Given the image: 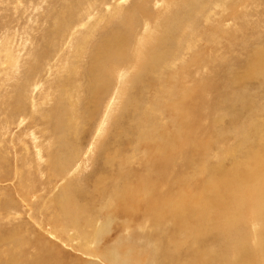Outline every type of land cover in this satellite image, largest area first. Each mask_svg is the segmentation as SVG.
Segmentation results:
<instances>
[{"label":"rangeland","instance_id":"374dc122","mask_svg":"<svg viewBox=\"0 0 264 264\" xmlns=\"http://www.w3.org/2000/svg\"><path fill=\"white\" fill-rule=\"evenodd\" d=\"M187 1L188 0H125V1L123 0V2H122L121 0H91L90 5L94 4V6H91V9H88L87 2L83 1L81 3V0H78V1L77 0H0V51H1L0 52V239L5 241V244L0 243V264H10L11 262H12L11 264H31V263L32 264H36V263H38V264H85L90 259L89 257L85 256V253L83 250L82 251H83L84 255H82L81 252L77 250L78 247L76 245L70 244L68 246L65 245V247H64V245H62V242L60 244L59 242H57L55 240V238H53L52 236H50L49 233H47L50 231L49 226L53 225L52 226L53 228L57 227L56 230H59L60 227L63 226V220L58 216L60 214L58 202L51 203L53 205L51 206L50 209L47 206V208H46L47 210L46 209L43 210V212H42L43 214H41L42 216L36 215V211L43 206L42 204L44 203V200L46 201V200L50 199V197L51 198L56 197L55 200H57L59 198L58 194L61 190V187L64 185V183L66 184L67 180L70 182L71 177H69V176H68L69 178L68 177H66V178L62 177L59 180L54 179L52 168L50 167V165L45 163V160L47 161V158L50 157L51 155L56 156L57 152L54 149L48 151L47 149L45 150V148H43L42 159L44 160V162H38V157H37V155H35V152L37 153L39 149L34 148L33 143H31L32 139H31L30 135H28L34 129V131L37 132V134H36L37 142H39V140H40L43 144L45 143L44 144L45 146L50 141L49 140L50 138H48V137H52V134H50L51 133L50 130H52V127L48 126L47 130L46 129L43 130L45 128V126L44 127L39 126L38 124H36V126L31 125L30 124L31 120L27 118L29 116L31 117L34 114V113L31 114L32 109L30 106V101L28 100L29 96L31 97V95H32L35 97L34 98L36 101L35 103L39 106V109H41L42 101H43V99H45V97L41 96V98H40L39 96L37 97V95L40 92H42V88H39L40 92L37 91V89L33 90L32 92H29L30 90H25V94L27 95L26 96L27 98L24 100V104H25V108L27 109V116H24L23 113H20V114H23V115H20L17 111H15V109H13V107L15 106V103L19 102L15 99L17 94L19 95V92H16L17 89L15 88V83L18 84V83L22 82L21 80H23V78L25 76V74H23V71H24L23 63H25V61L28 63L29 62L31 63V61L33 62V59L37 60V65L34 66V68H35V70L40 71L41 75H36V76H39L40 78L36 79L34 82L44 81L45 83L42 86L43 89H46L50 85L52 86V89H53V85L57 86L58 85L57 81L60 78H62V80H63L62 85H64L66 83V85H67L66 87H69V88L72 87L70 85H73V83H74V85L76 84L75 81L79 80V82H80V79H81L80 83L83 84L82 89H84V90L83 91L78 90V94L75 95V98L78 97L79 100L76 99L77 103H75L76 106L74 108H75V111L77 113V116H81L78 118L79 119L78 122L81 123L80 125H82L83 129L86 130V133H90V137H88L87 139L84 140V142H83L84 145H87L90 142L89 138H93V136H94V138L92 139L93 142L91 141L92 145H94V139L96 137L99 138V135L103 136V134H104V137L107 140L109 138V136L111 135V132H112L111 136L114 137V135H116V134L119 135V133H117V131H121L120 133L123 132L121 135L125 134L127 130L129 131V133H128V131H127V133L129 135H131V138H129V135L126 133L127 147L124 150L120 149L119 153L122 154V151H123V156L121 154H119V156H118L119 160L123 159V161H121V162L124 165L125 164L128 165V163H129V165L126 166L128 168V170L126 168L122 169L123 170L122 172L123 173L125 172L124 173L125 175H126V171H128L127 174H129L132 168L133 169L135 168L134 171H136V172L140 171L142 173V175H145L141 168H136V167H138V165L136 164L135 161L132 163L129 162L130 160L127 161L126 155H129L130 152L132 151L133 146L136 145V143H133L130 139H132L133 137H138L137 134L142 130V127L145 129L147 128L146 130L149 133L152 132V130L150 128L155 129L158 127H161L163 129V131H165L167 133H171L170 125L172 123L171 118L174 117V109L171 106L172 103H170V102H172L173 100L175 102L182 103L183 101L182 102L179 101V97L182 96L181 100H184L185 104H183L184 103L183 102L179 106V109H180V108H183L182 106L189 105L190 99H191L190 104L194 103V105H193L194 111H196L197 113L192 111V113H191L192 119H188V116L186 113L187 120L185 123L192 124L193 121H194V123H200V120L203 119L204 123H205L203 126L204 127L208 126V129L205 132V134L207 136L209 133V129H210V122L214 119V117L217 118V117H222V115L225 116L227 109L228 110L230 109V106L228 105V103L230 104L232 102V97H233V95L231 93L232 90H231V87L229 85H228V88H226L224 86V83L226 81L224 76H227V75L232 76L234 74L233 77H235V74H236L238 80L239 79L243 80L244 82L243 81L242 82L244 84L250 83V85H251L250 91L251 92H249V93H251V96H250L251 100H253V97H254V96H252L253 92H259L260 94L259 93H257V94H259V98H262L260 96L262 95L261 93L264 92V82L260 81V83H259V81H258V83H255V81L253 79L255 77L256 78H258V77L264 78V59H263L264 56L261 58V59H263L261 61L260 55H259L260 53L264 55V44H261V41L264 39V0H244V2H243V0H234V1L232 0V2L230 4H229V1H227V5L224 3L226 11H222L221 9H219L216 12V15L211 14L212 22H209V21L204 22L203 19H201V16H202V14H204L206 6L204 7V6H202L203 4L202 5L198 4L199 6L197 7V10H195V12H193V13H196L198 11V9H200L202 12H201V14H196V16H194V15H191V10H188L189 6L186 5ZM202 1L204 2L205 0H200V3H203ZM115 2H116V4H115ZM159 2L163 3V4L160 5ZM238 2H241V3H238ZM138 3L140 6L143 5L142 6L143 9H140V8L138 9V7H137V8H135V10H133L132 7H135ZM233 6H234V8H233ZM121 8H123V10ZM186 8H187V16L189 18L188 17H186V19L183 18L182 23L180 22L179 24L178 23L175 24V22L177 20H182V17H180L179 15H180V13L185 14ZM203 8H204V10H203ZM115 9H117V10H115ZM131 10H133V11L131 12ZM138 10H140V11H138ZM232 10L235 12H233ZM68 11L71 13L70 16L68 14ZM120 11L122 13H127V14L132 13V17H134L136 19V21H135L136 23L134 22L135 23L134 25L133 24L130 25L132 27V29H134V30H131V28L127 26V28L129 29L128 33L132 34L131 38H130L131 40H129L127 42V45H128L127 50L129 52V53H127V59H128V56H130L129 62L127 63L128 65L127 64L125 65L124 64L125 60L119 59L118 61H120L121 66L119 65L118 61L107 63V64H109V80H112V81H110L111 87H110L109 83H106L105 86L108 85L109 87H108V89L106 88V90L108 92L106 90L103 92V93H105V92L108 93L107 95L105 93V96H104V94L100 93V92H102V90H100V92H98V93H100V95H97L98 97L96 98V100H98V101H96L93 104L94 105L93 110H95V111H92L94 113V115H93L92 112H89V110L90 111L92 110L93 106H91L88 109L89 106L87 105V103L90 99L89 98L90 96L87 97V95H89V93H86V92L87 91L89 92V87H86L87 85H85V84H88V80L86 77H84V74L81 75L82 73H85V64H84L85 60L82 59L83 61L81 64L80 59L78 58L79 53H76L72 57L73 59H71L72 64L70 65V67L67 64L58 63V62L61 61V58L71 57L70 52H67L65 50L69 51L72 49V47L74 49H76L75 47H76V41L77 40H74V37H77L78 40H80V42L84 41V43H83V44H85L84 50H83L84 55H85L84 58H86V56L90 52L96 53L100 39L104 38V36H106L107 34H111L110 32L113 31L112 25L114 23H118L116 21V18L118 16H115V14L121 13ZM175 11H177L176 14H178V15L175 14ZM188 11H190L189 15H188ZM90 12H91V14H90ZM135 12H136V14H135ZM218 12H220V13H218ZM232 12H233V14H232ZM146 13L148 15L150 14L149 18L147 15H145V17L147 16L146 18L144 17V14H146ZM63 15L66 17L67 20H69L68 24L63 25L64 27L63 26H58V27L55 26V22H54L55 20L54 19L57 18L58 21L61 20L63 22V18H62ZM171 15L173 16V18ZM174 16H176V17L178 16L181 19H179L177 17L178 19L175 20ZM107 18H108V20H107ZM57 19H56V21H57ZM132 19L133 18H131L130 21H132ZM52 20H53V22H52ZM144 21H148L149 23H151L150 26L153 25L154 31H153V35H152L151 39L147 40L146 42H143L141 45H138V41H143L144 36H142L141 30L143 31V29H144ZM157 21H159V22H157ZM121 22H122V24L125 23L123 20H121ZM139 22H141V23L139 24ZM166 22H167V24H168V22H170L169 24L172 28H174L175 32L178 31L176 34L174 33V36L177 35L179 38H182L184 40V41H182V40L178 41L177 44H179V45H177V46L180 48V46L183 44H184V47H186L187 44L188 45L192 44L193 45L192 49L188 50V47H187L186 53L189 51V53L192 55V58H194L193 59L194 63L197 64L200 61L198 63L199 65L198 64L196 65L193 62H191L192 60L190 59V63H191L190 66L191 67L189 66V68H190L189 73H188V70L185 72V78H186V74H189L188 79H189L190 86L192 88H199L200 89L202 87H199V86L194 87V86L199 85L203 80H207L208 78L210 80H207V81L216 82V85H218L217 87L212 88L211 90L203 88L204 92L202 95L206 94L205 96L207 98V101H204V98L198 99L195 96H193L192 93H190L188 90L191 88L188 85V82L186 83V80H185V85H184L182 82L176 83L175 80H172V77H166L165 82L168 84V86H165L164 90H162L161 83L159 85V83L156 81V79L158 81H160L159 78L157 77V75H158L156 73L157 71L156 70H154L153 72L151 71L152 73L150 71H148L149 68H151V69L156 68L157 69V67H155V62L152 61V59H153L154 55H156L155 54V52H156L155 47L157 48V41H156V39H158L157 37H159V35L163 29H166L168 31L171 29L169 24L167 25ZM189 23H190V25H189ZM138 24H139V26H138ZM178 25L179 26L182 25V27L180 26L181 28H179ZM74 26H75V28H74ZM176 29H178V30L176 31ZM189 29H191V33L187 32V31H189ZM138 30H139V33H138ZM130 31H132V32H130ZM72 35H73V37H72ZM206 35H208V36H206ZM67 36L70 37V39L72 37V41H71L72 43L67 44L69 39L67 40V42L64 41L66 38H68ZM98 37H99V39H98ZM62 42H63V44H62ZM134 43H135V45H134ZM210 43H211V45H210ZM255 46L257 48H255ZM4 47H6V48H4ZM258 47H262V48H258ZM5 49H6V51H3ZM137 49H138V52L141 51L140 52L141 54L138 53L137 56H135L134 53H136ZM147 50H149V51H147ZM7 51H9V52L7 53ZM131 51H132V53H131ZM157 51L161 52L162 50L160 48H157ZM211 51H213V52H211ZM2 52H3V54H2ZM9 53H11L10 54L11 58H14L16 61V65L14 67H11V68L5 62V59H2V58H4V56H8ZM149 54H153V56H151V55L149 56ZM249 54H254V55H252L254 58ZM10 55H9V57H10ZM206 55H207V57H206ZM15 56H17V57L15 58ZM247 56H248V60H247ZM250 56H251V58H249ZM255 56H256V58H255ZM141 57H142V59L144 58L143 61H142ZM198 58H201V60L199 59V61H198ZM252 58H253V62H252ZM145 60L146 61L148 60L147 63H149V64L154 63V64H152L153 67H151V65L148 64V66H150V67L146 68L147 72L150 73L149 75L145 70V67L147 64ZM149 60L152 63H150ZM166 60L169 61V57ZM166 60H165V62H167ZM194 60L195 61L197 60V61L195 62ZM205 61H207V62H205ZM115 63H116V65H115ZM133 63H134V66H133ZM139 63L140 64L143 63V64L140 65ZM144 63H146V64H144ZM253 63H254V74L251 73V74L247 75L249 73V71H251L250 69H251V66L253 65ZM123 64L125 66H123ZM204 64H206V66ZM143 65H145V66H143ZM163 65H165V64H163ZM239 65H240V67L237 68V66H239ZM260 65H261V67H259ZM176 66L177 67H175L170 72H171V74L174 73V77L178 78L182 75V72H181L182 67L187 66V64L181 60ZM220 66H221V68H219ZM231 66L233 68L234 67L235 68L233 69ZM20 67H21V69H20ZM167 67L168 66H165L166 70L168 71L169 67L168 68ZM68 68H70V69H68ZM74 68L76 69V72L78 71L77 75L80 76V77L77 76L78 79H75L76 77L73 73ZM121 68H122V70H120ZM126 68H129V69H126ZM138 68H140V69H138ZM141 68L145 70L143 72L144 75H142V69ZM14 69L15 70L17 69V71H20V73H22V74L17 73ZM124 69L128 72L125 71L126 73L123 74L125 77L124 82L119 87V85H115L114 83L118 78L120 80V78L123 76V75H120L118 70H120V71H122V73H124ZM69 72L71 73V75H69L70 74ZM145 72L147 73V76H146ZM165 72L166 71H163L162 74H164ZM232 72H233V74H232ZM110 73H112L114 75L112 76V74L110 75ZM214 73H216L217 75L219 74V77ZM66 74H67V77H66ZM138 74H140L139 77H144L145 79H143V78L141 79V78L137 77ZM27 75L29 78V77H32L34 75V73L27 72ZM56 75H57V77H56ZM116 75H117V77H116ZM191 75L192 76L194 75V76L192 77ZM82 76H83V78H82ZM244 76H245V78H242ZM71 77H73L74 79ZM135 77H137L138 81H137V79L134 80ZM147 77H149V78H147ZM84 79H85V81H83ZM140 79H141V82H139ZM192 79L193 80L195 79L197 81L194 80V82L191 84L190 82ZM247 80H250V81L248 82ZM258 80H261V79L258 78ZM130 81L131 82L133 81L132 84ZM147 81H148V83H147ZM84 82H85V84H84ZM135 83H136V85H135ZM143 83H145L144 86H142ZM171 83H173V84H171ZM150 84L152 85V87ZM174 84H175V86H174ZM129 85L131 86V88ZM137 85H139V86H137ZM176 85L178 87H176ZM58 86H60V85H58ZM115 86H118V88ZM132 86H135L136 88L132 87ZM222 86H224V87H222ZM114 88H117V89H114ZM165 88H166V90H165ZM179 88H181V89H179ZM185 88L187 89L188 92L184 91V90H186ZM255 88H256V90H255ZM130 89H132V92L134 91L136 93V96L133 95L135 93H132L130 91ZM149 89H150V91H149ZM241 89H242V86L233 87V90H236V92H235L236 94L242 95L243 97H245L246 94H245V92L244 93L241 92ZM253 89H254V91H252ZM168 90H169V92H167ZM164 91H165L166 95H164ZM180 91H181V94H180ZM127 92H129V93L131 92V94H129L130 96H132L131 98H130V96H129V98L127 97L128 96ZM177 92H178V94H177ZM114 93L116 94L117 97L114 96L115 98L114 97L112 98ZM186 93L188 94L187 98H186V96H187ZM153 94H155V95H153ZM183 94L186 95L185 98H184ZM101 95H103V96H101ZM173 95H174V97H173ZM176 95L178 98L176 97ZM226 95H228L227 98H226ZM190 96L193 98H191ZM194 97L196 100L194 99ZM111 98H112V101L114 99H115V101L112 102L110 100ZM124 98H125V100H123ZM132 98H134L135 100ZM152 98L153 99L156 98V100L154 99V101H156V102H153ZM163 98H164V100H163ZM219 98H220V100H219ZM157 99L159 100V102ZM175 99H177V101ZM186 99H188V100L186 101ZM84 100H86V101H84ZM126 100L127 101L130 100L129 102L135 103V105H134L135 107L133 108V111H132L133 106H131L132 103H129V102L126 103ZM234 100L235 101H233L231 103L232 107H234V108L237 107L240 109V103L238 104V102H236V101H238L236 98H234ZM21 101H23L22 97H21ZM63 101H65L64 98H63ZM123 101H125V102H123ZM254 101H255V105L257 108H258V106H260L259 102L262 103V101H263L262 105L264 106V100L263 99H262V101H260L257 97L256 99H254ZM47 102H48V99L46 98L45 103H44V108H43L44 110L46 109L45 111L52 109L50 103L47 104ZM109 102L111 103V104H109V106L111 105V107L108 109L109 110L108 114H110V116L109 115L107 116L106 120L104 121V125L102 126V129H100L101 127H99V126L101 125L100 123H102L101 120H102V117L104 114L103 112L105 111ZM143 102L146 105L145 107H144ZM148 102H149V104H148ZM206 102H209L210 104L206 103ZM122 103H124V104L122 105ZM128 103H129V105H128ZM186 103H187V105H186ZM196 103H198V105ZM204 103H206L207 105ZM46 104L49 106H47ZM96 104L97 105L99 104V105L97 106ZM84 105H86V106L84 107ZM127 105H128V107H127ZM149 105H150V107H149ZM123 106H124V108L126 107L125 109H127L126 111L128 112V114L130 116L126 113ZM151 106L153 107V110H155L156 117L159 119V120H157L158 122L156 120L152 119V117H150L148 114L149 110L151 109ZM96 107H98V109H100V110L96 111V109H95ZM129 108H131V109H129ZM82 109H84L85 112H83ZM87 111L89 114H91V116L89 114H87ZM259 111L261 113L262 109L259 108ZM120 113L124 114V120L119 119V117L121 115ZM132 113L135 114L134 117L141 116L144 119L149 118L152 122L150 120H148L146 122H143V121L142 122H135V118L134 117L132 118V116H133ZM193 113L195 115H193ZM214 113L215 114L217 113L218 115L217 114L215 115ZM115 115H116V117H115ZM126 115L131 117V119H129V117ZM85 116L87 118H85ZM247 117H250V113L247 114ZM36 118L37 117L35 116V119ZM83 118H85V119H83ZM82 119L85 120L86 123L87 122L88 123L86 124L84 121H82ZM86 119L89 121H87ZM36 120H38V118ZM224 120H225V122L227 121V119H224ZM159 121H161V123ZM120 122L123 123V125ZM228 122H230V121H228ZM241 122L243 124L245 123V121H241ZM241 122H240V125L242 124ZM82 123H84V124H82ZM105 123H106V125H105ZM117 123H119V124H117ZM129 123H131L132 126ZM146 123H147V125H146ZM179 123H180V120L177 121V124H179ZM248 123L249 122H247V124ZM124 124H126V125H124ZM143 124H145V125H143ZM156 124H158V125H156ZM247 124L245 125V127L247 126ZM110 125H112L113 128ZM115 125H116V128H119V127H123V128H119L116 130ZM98 127H99V130H97ZM106 127H107V129H106ZM221 127L222 126H220V132L222 131ZM41 128H43V129H41ZM30 129H32V130H30ZM238 129L239 128L236 127L235 132H237L236 130H238ZM40 130L43 131V133L45 134V135L42 134L43 137L40 136V134H38ZM108 130H110L111 132L109 133ZM47 131L50 132V133H48L49 135L47 134ZM88 131H90V132H88ZM98 131H100V133ZM160 131H161V129H160ZM106 132H108L107 133L108 135L106 134ZM134 132H135V134H134ZM94 134H96V135H94ZM158 134L160 135V133H158ZM121 135H119V136H121ZM224 135H226V134H224ZM252 137L256 140V138L254 136H252ZM133 139H135V138H133ZM204 139L206 141V138H204ZM41 142H39V143H41ZM236 143H237L236 141L235 142L231 141V143L228 142L225 144H227V146L229 145L230 147H232V146L236 145ZM128 145H130V146L128 147ZM228 147H223V148H224V150L225 149L227 150L230 148V147L229 148ZM218 148L216 150V147H213L211 152L207 151L205 154V159H208L210 157V154L214 158H215V155H218V154L223 155L222 152L224 150H222V148H220V149H218ZM88 149H90L89 151H91V152H89V154L86 155V158H84V161L86 162L85 164L87 165L86 167H88L86 169H88V171L84 170V169L81 170L82 172L83 171L84 172L83 173L80 172L82 174L79 175V177L77 178L79 180L77 187H79V186L82 187L80 189H84L82 186L83 184L81 182L84 177L81 179L80 176L82 177V176H85L86 174H88L87 172H89L90 167L92 166V163L95 162L96 156H98V150L93 151V148H91V147L87 148V150L85 152H82V153L85 155L86 152L88 151ZM263 149L264 148L262 147L260 150L262 152H264ZM133 150H135V149H133ZM141 150L144 152V148L143 149L141 148ZM82 153H80L78 158L81 157ZM159 153H160V151H159ZM161 154H163V153H161ZM236 155L238 156V154H236ZM237 156H235V157H237ZM124 157L126 158L127 162L125 161ZM214 158L212 159L211 162H214ZM21 159L24 160V162ZM229 160L228 159L224 160V157L221 158V161H223L224 164ZM243 160L244 159L241 160V163L239 162L240 163L239 167L242 169L239 168L238 170L244 172V171H247L248 169L245 167V165H244V167L246 169L241 166L245 163V161H244V163H242ZM90 161H91V163H90ZM28 162H29V164H30L29 166L31 168H29V166L27 165ZM23 163H26V164H25V166H22L23 167L22 168L20 165H22ZM115 164L118 167V162L113 160L112 164H110V165H112V167H110V165H108L109 167L107 166V171H109L111 169L109 173H112L113 179L115 181L113 179L107 180V184H109V185H107L108 189H106V192L107 191L108 192L107 193L105 192L106 195H104V197H101L100 198L101 200L98 199V202H97V199H95V200L92 199L93 201H91V202L89 200H87L89 202V204L86 203L88 205L87 209L90 208L88 212L91 213L92 215L94 214L95 217H97L96 218L97 221H99V219H100V221H99L100 224H101L102 220H101V218H98V217L105 215V218L103 219V225L107 228H110V229L115 223H117V222L121 223V222L125 221V220H116L115 217L110 214V212L108 211V208H107L109 206V202L111 201L110 199H112V195L110 194L111 189H112V185L118 183L119 181L120 182L121 181H127L126 180L127 176L123 177L121 180H120V176L119 177L115 176V173L117 170V167ZM226 164L228 165L229 163L227 162ZM97 167H98V169H97ZM114 167H116V168H114ZM199 168L200 167H197V169H196V173H197L196 179L194 176L195 172L191 171V173H190L191 177L193 180L195 179V189H194V185H192L193 187L189 188L190 191H189V189H187L186 191L184 190L186 192V194L191 192V195H192L193 194L192 191L194 190L196 196L199 195V193L201 191L199 180L206 179L208 177L205 174L206 170H200V172L198 173ZM96 169L100 170V166L96 165V167H93V171H95ZM227 169H229V167ZM49 170H50V172H49ZM114 170H115V173H114ZM124 170H126V171H124ZM118 171H121V168H119ZM19 173L21 175L27 177L25 179H26V183L28 182L27 184H29L30 189H31V187L33 188L34 186H37L36 190L38 188L37 191L32 192L28 197H21V195H19L17 192V190L19 189V182H18V177L20 175ZM26 174H28V175H26ZM253 178H255V177L253 176L249 179H246L245 181H247V182L243 183V186L245 188L246 187L250 188V186L252 185L251 187L253 188L254 187L253 183L256 182V178H255V181ZM65 179H67L66 182H65ZM80 179H81V181H80ZM110 180H111V182H110ZM89 182L91 184H93L91 181H89ZM250 182L252 184H249ZM62 183H63V185H62ZM20 188H21V190L22 189L24 190V186H20ZM71 188L73 190V187H71ZM179 189H182V188H179ZM160 190L162 191V188L159 189V191ZM176 191H178V189ZM187 191H188V193H187ZM42 192H44V193L42 194ZM56 193H57V195H55ZM44 194H46L45 198L42 199ZM51 195H53V196H51ZM65 195H67V194H65ZM36 197H38L39 200L38 199L34 200V199H36ZM178 198H179V196L175 197L174 199L178 205H181L182 202ZM247 198H248V200H246V202H244L243 209L239 210V211L243 212V214L245 213L244 215H242V218H241L242 225L239 228L240 231H242V232L243 231L245 232L247 227L249 228V223L251 221L250 215H249L250 214L249 213L250 202H249L248 196H247ZM226 200H228L227 205L230 206L232 200L229 199V195L227 196ZM34 201L37 202V204L34 203ZM39 203H41V205H39ZM46 204H50V203L47 202ZM177 204H176V206H177ZM188 204H190V202ZM101 205H104V206L106 205V207L102 208V211L99 212ZM81 206H83V207H81L82 212L85 211L86 207L82 204H81ZM35 209H37V210H35ZM228 209H229L228 207L226 208L224 206H220L218 208L220 214L221 213L224 214V213L229 212ZM44 211H46V212H44ZM98 212H99V215H98ZM101 213L103 215H101ZM71 214L72 215H70V217L72 220L78 218L77 217L78 213L72 212ZM107 215H108V217H107ZM36 216L37 217L39 216L40 219L44 221V223L42 225L43 228L39 227L40 225L36 219ZM109 218L112 220L111 222L109 221ZM192 219H191V221H192ZM225 219H226V215L225 216H219L217 219L218 224H222L225 221ZM137 221L138 222H134V223H131L129 225V227H130V229H129L130 230V235H129L130 238L129 239H125L126 237H124L123 234L121 235L120 238H116L119 234L114 236V233H110L107 236L108 238L105 237L101 241L103 243H99L98 245L95 244V246H94L95 249L94 248L93 249H94L95 253H96V250H97V253L99 252V254L96 253V255H100L101 252H104L103 253L104 255L107 253L106 257H107V255L110 256V258L107 257V260H106L107 262H109V264H111V262H112V261H110V259L112 258V254H117L119 256V258L121 257L120 260L122 262L124 261L123 262L124 264L125 263L126 264L127 263L128 264L129 263L134 264L133 262H136L139 264H152L151 261H149V260H151V257H153L154 264H157L155 262L156 257H157V260L158 259H167L165 262V264H167L168 262L173 261V259L175 257L179 260L181 259L180 261H182V259L185 258L184 257V250L186 248L193 247L192 244L185 245L183 247V249H178L176 247V244L182 243L181 237L179 236L180 231H176L175 233H171V234H169V236L165 235L166 236L165 237L164 231L171 227V225L167 222L163 221L161 228L158 231H155L154 236H152V235H150V232L148 233V231L138 230L137 226L140 225L142 219L140 218ZM164 223H166L167 225ZM100 224L98 225V227L100 226ZM188 224L189 225L191 224V225L189 226ZM187 225H188L187 227L184 226L187 231L190 230V231L194 232V229L196 228V233L199 230L205 231V228H206V230H210L209 227L204 226L203 224H198L199 225L198 226V225H195L193 222H191V223L188 222ZM230 225L233 228L234 227L237 228L235 226V223H232V220H230ZM167 226H170V227L167 228ZM184 227H183V229L185 230ZM224 229H225V227L223 226V230ZM223 230L220 232L221 234L218 235V238H217L218 242L216 241V239H213L214 242H209V243L205 244V248L211 252L213 257H218L219 260L221 261V263L230 264L231 261L233 262V259L235 260L234 250H232V252L230 250H228L226 253L228 255V257H226L224 260L220 259L221 249L222 248L224 249L225 247H227V246H225L223 241L226 240V236L228 234H227L226 230H224V231ZM258 233H259V231L257 232V235H258ZM139 234H140V236H139ZM142 234H143V236H142ZM223 234L225 236H222ZM230 234H231L230 237L233 240V234L234 233H230ZM246 235H247V237H250L251 231L246 232ZM222 237H224L223 241H222ZM59 238L61 241H67L66 236H63V237L61 236ZM112 238H113V240H112ZM190 238H193V237H190ZM190 238H188V239H190ZM118 239H121V240L119 241ZM193 240H195V238H193ZM151 241H154V244L152 246L151 245L145 246V243H148ZM251 241H252L251 238H249L248 243H246L244 245V247L248 250H249V248H253V244L251 243ZM119 242H120V244H121V242L122 243L124 242L123 243L124 246L120 247L122 245H119ZM72 243L74 244V243H76V241L72 242ZM134 243H135V245H134ZM222 243H223V246H222ZM63 244H65V243H63ZM118 245H119V248L117 250L119 251L121 256L118 253V251L116 253V250H115L117 248L116 246H118ZM257 245L258 244L254 245V247L258 248ZM113 246H114V248L115 247L116 248L114 249ZM72 247H73V249H72ZM100 248H102V249H100ZM111 248L115 252L112 251ZM228 248H230V246H228ZM173 251H177V255H175V253ZM128 252H129V254H127ZM141 253L144 256L141 255ZM255 253L258 256L261 255V252H255ZM138 254L140 255V257H138ZM123 256L127 257L128 260H127V258L124 260ZM84 257H86L88 260ZM106 257H105V259H106ZM7 260H8V262L6 263ZM39 260H41V261L39 262ZM227 260H229L230 262Z\"/></svg>","mask_w":264,"mask_h":264},{"label":"bare ground","instance_id":"6f19581e","mask_svg":"<svg viewBox=\"0 0 264 264\" xmlns=\"http://www.w3.org/2000/svg\"><path fill=\"white\" fill-rule=\"evenodd\" d=\"M83 1L87 2L88 9H91V6H94V4L90 5L91 0H81V3ZM121 1L123 2V0H121ZM227 1H229V4L232 2V0L231 1L230 0H222V1L221 0H205L204 2L202 1L203 3H200V0H188L186 5L189 6L188 10H191V15L196 16V14H201L202 11L200 9H198V11L196 13H193V12H195V10H197V7L199 6L198 4H201V5L203 4L202 6H204V7L206 6V8H205L204 14H202V16H201V19H203L204 22L205 21L212 22L211 14L216 15V12L219 9H221L222 11H226L225 4L227 5ZM243 2H244V0H243ZM238 3H241V2H238ZM115 4H116V2H115ZM161 4H163V3H160V5ZM142 6H140L138 3L135 7H132V8H133V10H135V8H137V7H138V9L139 8L143 9ZM233 8H234V6H233ZM121 9L123 10V8H121ZM115 10H117V9H115ZM133 10H131V12ZM203 10H204V8H203ZM138 11H140V10H138ZM176 12L177 11H175V14H176ZM185 12H186L185 14L180 13V15H179L180 17H182V20H177L178 18L179 19H181V18L178 16H177L178 18L176 16H174L175 20H177L175 22V24L176 23L179 24L180 22L182 23L183 18L186 19V17H188L187 16V8H186ZM189 12L190 11H188V15H189ZM233 12H235V11H233ZM233 12H232V14H233ZM218 13H220V12H218ZM68 14L70 16L71 13L68 11ZM90 14H91V12H90ZM135 14H136V12H135ZM145 15H147L148 18L150 17V14L148 15L146 13V14H144V17H145ZM176 15H178V14H176ZM115 16H118L116 18V21L118 23H114L112 25L113 31L110 32L111 34L106 33L107 35L104 36V38L100 39L96 53L90 52L86 56V58H84L85 57L84 51H83L84 45H85V44H83L84 41L80 42V40H78L77 37H74V40H77L76 41V47H75L76 49H74L72 47V49L69 51L65 50L67 52H70L71 57L61 58V61L58 62V63L67 64L70 67V65L72 64L71 59H73L72 57L76 53H79L78 58L80 59L81 64L83 61L82 59L85 60V63H84L85 64V73H82L81 75L84 74V77H86L88 80V84H85V82H84V84L87 85L86 87H89V92L88 91L86 92V93H89V95H87V97L90 96L89 97L90 99L88 98L89 101L87 103V105L89 107L88 106L87 107L89 109L91 106H93L92 110L91 111L89 110V112L95 111V110H93V108H94L93 104L96 101H98V100H96V98L98 97L97 95H100V93H101V94H104V96H105L106 92L105 93H103V92L106 90V88L108 89V87H109L108 85L105 86L106 83H109L110 87H111L110 81H112V80H109V64H107V63L108 62H114V61L117 62L119 59H124L125 65L129 62L130 56H128V59H127V53H129L127 50V48H128L127 42L129 40H131L130 38H131L132 34L128 33L129 29L127 28V26L130 27L131 30H134V29H132V27L130 25L131 24L134 25L136 23L135 22L136 19L134 17H132V13L127 14V13L121 12V13H116ZM62 18H63V22L61 20L58 21L57 18H56L57 21H56V19H54L55 20L54 21L55 26L58 27V26H63V25L68 24L69 20H67L64 15L62 16ZM131 18H133L132 21H130ZM172 18H173V16H172ZM107 20H108V18H107ZM121 20H123L125 23L122 24ZM52 22H53V20H52ZM157 22H159V21H157ZM140 23L141 22H139V24ZM169 23L170 22H168V24ZM139 24H138V26H139ZM150 24L151 23H149L148 21H144V29H143V31L141 30V32H142L141 34L144 37H143V41H138V45H141L143 42H146L147 40L152 38L154 28H153V25L150 26ZM166 24H167V22H166ZM189 25H190V23H189ZM169 26H170V24H169ZM180 26L182 27V25H180ZM180 26L178 25L179 28H181ZM74 28H75V26H74ZM178 29H176V31ZM130 32H132V31H130ZM177 32H175L174 28L171 27V29L169 31L166 29H163L162 32L160 33L159 37H157L158 38V39H156L157 48H160L162 50L161 52H159V51H157V48L155 47V49H156L155 54L156 55H154V57H153L154 60L152 59V61L155 62V67H157V69L156 68L155 69L149 68L150 67V66H148L149 63H147L148 60L147 61L145 60L147 64L144 63V64H146V67H145L146 72H147L146 68H149L148 71H150V72L151 71L153 72L154 70L157 71L156 72L158 74L157 77L159 78L160 81H158L157 79H156V81L159 83V85L161 83L162 90H164L165 86H168V84L165 82L166 77H172V80H175L176 83L182 82L184 85H185V80H186V83L188 82V85L190 86L189 79H188L189 74H186V78H185V72L188 70V73H189V69H190L189 66L191 64L190 59L192 60L191 62H193L194 58H192V55L189 53V51L187 53H186V51H187V47L189 50V49H192L193 45L187 44V46L184 47V44H183L179 48L177 46V45H179V44H177L178 41H180V40L184 41V40L182 38H179L177 35L174 36V33L176 34ZM187 32L191 33V29H189V31H187ZM138 33H139V30H138ZM206 36H208V35H206ZM72 37H73V35H72ZM72 37H71V39H70V37H68L64 41L67 42V40L69 39L67 44L72 43L71 42ZM98 39H99V37H98ZM62 44H63V42H62ZM261 44H264V39L261 41ZM134 45H135V43H134ZM210 45H211V43H210ZM262 47H258V48H262ZM4 48H6V47H4ZM255 48H257V47L255 46ZM3 51H6V49ZM147 51H149V50H147ZM8 52L9 51H7V53ZM140 52H138V49H137L136 53H134L135 56H137L138 53L141 54ZM211 52H213V51H211ZM131 53H132V51H131ZM2 54H3V52H2ZM10 54L11 53H9L8 56H4V58H2V59H5V62L11 68V67H14L16 65V61L14 58H11ZM9 55H10V57H9ZM150 55L153 56V54H149V56ZM249 55L252 56L254 54H249ZM259 55H260V60L262 61L264 58L263 59H261V58L264 55L261 53ZM248 56H247V60H248ZM251 56L249 58H251ZM16 57L17 56H15V58ZM168 57H169V61L166 60V59H168ZM206 57H207V55H206ZM253 58H252V62H253ZM255 58H256V56H255ZM141 59H142V57H141ZM143 59H142V61H143ZM199 59L201 60V58H198V61H199ZM165 60L167 62H165ZM181 60L183 62H185L187 64V66L182 67V69H181L182 75L180 77H178L176 75L178 77V78H176V77H174V73L171 74L170 71H172L175 67H177L176 65ZM149 62H150V60H149ZM205 62H207V61H205ZM29 63L26 61H25V63H23V65H24L23 74H25V76H24L23 80H21L22 82L19 81L20 83H18V84L15 83V88L17 89L16 92H19V95L17 94L15 99L19 102L15 103V106L13 107V109H15V111H17L19 114L23 113L24 116H27V109L25 108V104H24V100L27 98L26 97L27 95L25 94V90H30L29 92H32L35 89H37V91H39V88H42V92L39 91L40 93L38 92L39 94L37 95V97L39 96L40 98H41V96L45 97V99H43V101H42L41 109H39V106L35 103L36 102L34 99L35 97L32 95H31V97L29 96L28 100L30 101V106L32 109V112L31 111L30 112H31V114H33V113L34 114L31 117L29 116L27 118L31 120L30 121L31 125L36 126V124H38L39 126H43V127L45 126L44 129L41 128L43 130H45V129L47 130L48 126L52 127V130H50L51 133L47 131V134L48 133L52 134V137H48V138H50L49 139L50 141L48 140L49 142L45 146L44 145L45 143L43 144L39 139L38 140L41 143L37 142V138H36L37 132L34 131V129L28 135H30V137L32 139L31 143H33L34 148L39 149L37 153L35 152V155H37V157H38V162H44V160L42 159L43 148H45V150L47 149L48 151L54 149L57 152L56 156L51 155L48 158L46 157L47 161L45 160V163L50 165V167L52 168L54 179L59 180L62 177H65V178L68 176L71 177L70 182L67 179H65V182L67 180L66 184L64 183V185H63V183H62L63 186L61 185L62 187H61V190L58 194L59 198L57 200H55L56 197L55 198L50 197V199H48L46 201L44 200V203L42 204L43 206L41 208H39L38 210L35 209V210H37L36 215L42 216L41 214H43L42 212L44 209L47 208V206L50 209L51 206L53 205L51 203H54V202L59 203V213L60 214L58 216L63 220V226L60 227L59 230H56L57 227L53 228L52 227L53 225L49 226L50 231L47 232L50 234V236L55 238V240L57 242H59L60 244L62 242V245H64V247H65V245L68 246L70 244L76 245L78 247L77 250L80 251L82 255H84L83 254V251H84L85 256L90 258L88 260L86 257H84L88 260L85 264H109V262L106 261L107 257L110 258V256H108V255L106 257L107 253L104 255L103 254L104 252H101L100 255H96L97 250H96V253L94 251L95 244L98 245L99 243H103L101 241L105 237H107L110 233H114V236L119 234L116 238H120L121 235L123 234L124 237H126L125 239H129L130 238L129 237V235H130L129 225L131 223L138 222L137 220H139L140 218L142 219V221H141L140 225L137 226L138 230L148 231V233L150 232V235L154 236V232L158 231L161 228L162 222L164 221V222H167L171 225V227L167 226V228L168 227H170V228L164 231V236L165 235L169 236V234H171V233H175L176 231H180L179 236L181 237L182 243L176 244V247L178 249H183V247L185 245H188V244L193 245V247L186 248L184 250V257L185 258L182 259V261H180L181 259L179 260L175 257L173 259V261L168 262L167 264H220L221 261L219 260V258L213 257L211 252L205 248V244H207L209 242H214L213 239H216V241L218 242V239H217L218 235L221 234L220 232L223 230V226H224L225 227L224 230H226L228 235L226 236V240H224V241H223L224 237H222V241L225 244V246H227V247H225L224 249L223 248L221 249V252H220V259L221 260H224L226 257H228V255L226 254L228 250H230L231 252H232V250H234L235 260L233 259V262L232 261L230 262L229 260H227L230 262V264H264V152H262L260 150L262 147L264 148V144H263L264 143V106L262 105L263 104L262 99L264 100V96H263L264 92L261 93L262 95L260 97H262V98H259V94H260L259 92H253L252 96H254V97H253V100H251V98H250L251 93H249V92H251L250 91L251 90L250 83L244 84L243 80H241V79L238 80L236 74H235V77H233L234 76L233 72H232V74H233L232 76H228V75L224 76V78L226 80L224 83V86L226 88H228V85L231 87V90H232L231 93L233 95L232 102L235 101L234 98H236L238 100L236 102H238V104L240 103V109L237 107L236 108L232 107V104H231L232 102L230 104L228 103V105L230 106V109L229 110L227 109L225 116L222 115V117H217V118L214 117V119L210 122V129H209V133L207 136H206L205 132L208 129V126H206V127L203 126L205 124L203 119L200 120V123H194V121L192 124L185 123L187 120L186 113H187L188 119H192L191 113H192V111H194V106H193L194 103L190 104L191 99H190L189 105H187V103H186L187 106H182L183 108H180V109H179V106L184 102V100H181L182 96L179 97V101H181V102L183 101L182 103H178V102H175L173 100L172 102H170V103H172L171 106L174 109V117L171 118L172 123L170 125L171 133H167V132L163 131V129L161 127L155 128L156 126L154 127L155 129H152L149 127L152 130V132L149 133L146 130L147 128L145 129L142 127V130L137 134L138 137H133L135 139H133V138L130 139L133 143H136V145L133 146L132 151L130 150L131 151L130 154L126 155L127 161L130 160L129 162H131V163L135 161L136 164L138 165V167H136V168H141L145 175H142V173L140 171L139 172L134 171L135 168L134 169L132 168L129 174H127L128 171L124 170V171H126V175H125L124 174L125 172L123 173L122 169L126 168L128 170V168L126 166H128L129 163H128V165H126V164L124 165L121 162V161H123V159L119 160L118 156H119V154H121V153H119L120 152L119 150L120 149L124 150L127 147L126 133L128 130L123 135H121L123 132L120 133L121 131H117V133H119V135H121V136L116 134V135H114V137H112L111 136L112 132L110 131L111 130L110 129L108 131H109V133L111 132V135H110L111 137L109 136V138L106 140L104 137V134H103V136L99 135V138L96 137L94 139V145L91 144V141L94 138V136L92 135L93 138H89L90 142L87 145H84L83 142L85 139L90 137V133H86V130L83 129L82 125H80L81 123L78 122L79 121L78 118L81 116H77V113H76L75 108H74L76 106L75 103H77L76 99L79 100L78 97L75 98V95L78 94V90H80V91L84 90V89H82L83 84L80 83L81 79L79 78L80 82H79V80L75 81V83H76L75 85L73 82H72L73 85L69 84L70 86H72L69 88V87H66L67 86L66 83L64 85H62L63 80H62V78H60L57 81V84L60 86H58V85L54 86L53 85V89H52V86L50 85L46 89H43L42 86L45 83L44 81L34 82L36 79L40 78L39 76H36V75H41L40 71L35 70V68H34V66L37 65V60L33 59V62L31 61V63L30 64ZM118 63L120 65V61H118ZM150 63H152V62H150ZM124 64H123V66H125ZM142 64H140V65H142ZM152 64H154V63H152ZM152 64H149V65H151V67H153ZM163 64H165V65H163ZM194 64H196V63H194ZM115 65H116V63H115ZM204 65L206 66V64H204ZM133 66H134V63H133ZM143 66H145V65H143ZM165 66L169 67L168 71L166 70ZM221 66L219 68H221ZM239 67H240V65L237 66V68H239ZM259 67H261V65ZM20 69H21V67H20ZM68 69H70V68H68ZM126 69H129V68H126ZM138 69H140V68H138ZM120 70H122V68ZM120 70H118L120 75H123L126 72H128L124 69V73H122V71H120ZM145 70L142 69V75H144L143 72ZM250 70L251 71H249V73L247 75H249L251 73L254 74V63L251 66ZM15 71L19 74H22V73H20V71H17V69ZM163 71H166V72L164 74H162ZM27 72L34 73V75L32 77L28 78ZM73 73L76 77L75 79H78L77 78V76H79V75H77L78 71L76 72L75 68L73 69ZM147 73H146V76H147ZM67 74H66V77H67ZM111 74L112 73H110V75ZM140 74H138L137 77H139ZM149 74L150 73H148V75ZM214 74H216V73H214ZM69 75H71V73ZM113 75L114 74H112V76ZM217 76L219 77V74ZM245 76L242 78H245ZM56 77H57V75H56ZM116 77H117V75H116ZM137 77H135V79L134 78L133 79L136 80ZM71 78H73V77H71ZM82 78H83V76H82ZM124 78L125 77L123 75L120 78V80L118 78L114 84L119 85V87H120V85L124 82ZM139 78L145 79L144 77H139ZM147 78H149V77H147ZM258 78L261 80H258ZM258 78L255 77L253 79L255 81V83H258V81H259V83H260V81L264 82V78H260V77H258ZM141 79L139 80V82H141ZM194 80L192 79L190 83L192 84L194 82ZM207 80H210V79L208 78ZM207 80H203L199 85L194 86V87H197V86L202 87L200 89L199 88H192L190 86L191 89H188L189 92L192 93V95L195 96L196 98H198V99L204 98V101H207V98L205 96L206 94L202 95L204 92L203 88L211 90L212 88H215L218 86V85H216V82L207 81ZM83 81H85V79ZM137 81H138V79H137ZM195 81H197V80H195ZM247 81L249 82L250 80H247ZM132 82H131V84H132ZM147 83H148V81H147ZM144 84L145 83H143L142 86H144ZM171 84H173V83H171ZM135 85H136V83H135ZM137 86H139V85H137ZM174 86H175V84H174ZM224 86H222V87H224ZM237 86H242L241 92H243V93L245 92V94H246L245 97L235 93L236 90H233V87H237ZM115 87L118 88V86H115ZM132 87H135V86H132ZM151 87H152V85H151ZM176 87H178V86L176 85ZM117 88H114V89H117ZM130 88H131V86H130ZM166 88H165V90H166ZM132 89H130L131 92H132ZM179 89H181V88H179ZM100 90H102V92H100ZM255 90H256V88H255ZM149 91H150V89H149ZM184 91H187V89ZM252 91H254V89ZM98 92H100V93H98ZM131 92L130 93L127 92L128 98H129V96H130L129 94H131ZM167 92H169V90ZM115 93L112 96V98L114 96H116ZM132 93H135V92L133 91ZM257 93H259V94H257ZM107 94L108 93H106V95ZM177 94H178V92H177ZM180 94H181V91H180ZM133 95L136 96V93ZM153 95H155V94H153ZM164 95H166L165 91H164ZM186 95H184V98H185V96H186V98L188 97L187 93H186ZM101 96H103V95H101ZM227 96L228 95H226V98H227ZM21 97L23 98V101H21ZM62 97L64 98L65 101H63ZM131 97L132 96H130V98ZM173 97H174V95H173ZM176 97H177V95H176ZM195 97H194V99H195ZM257 97L260 101H262V103L259 102V104L262 108L260 106H258V108H257L255 105L254 99H256ZM46 98L48 99L47 104L50 103V105L52 107V109L48 110V111H45L46 109L45 110L43 109ZM112 98L110 99L111 101H112ZM134 98H132V99H134ZM191 98H193V97H191ZM154 99L156 100V98H154ZM154 99L152 98L153 102H156V101H154ZM123 100H125V98ZM163 100H164V98H163ZM175 100L177 101V99H175ZM187 100L188 99H186V101ZM219 100H220V98H219ZM84 101H86V100H84ZM113 101H115V99ZM129 101L126 100V103ZM123 102H125V101H123ZM158 102H159V100H158ZM129 103H132L131 106H133L132 107V111H133V108L135 107L134 106L135 103H133V102H129ZM129 103H128V105H129ZM206 103H209V102H206ZM206 103H204V104H206ZM109 104H111V103L110 102L108 103L105 111L103 112L104 114H103V117L101 120L102 123H100L101 125L99 126L97 124L99 127H101L100 129H102V126L104 125V121L106 120L107 116L108 115L110 116V114H108V112H109L108 109L111 107V105L109 106ZM123 104L124 103H122V105ZM143 104H144V102H143ZM148 104H149V102H148ZM183 104H185V102ZM196 104L198 105V103H196ZM128 105H127V107H128ZM47 106H49V105H47ZM85 106L86 105H84V107ZM145 106L146 105L144 104V107ZM149 107H150V105H149ZM123 108H124V106H123ZM259 108L262 109L261 113L259 111ZM95 109H96V111L100 110V109H98V107H96ZM129 109H131V108H129ZM82 110H83V112H85L84 109H82ZM126 110L127 109H125V111ZM194 112H196V111H194ZM126 113L128 114L127 111H126ZM248 113H250V117H247ZM23 114H20V115H23ZM87 114H89L88 111H87ZM148 114L150 117H152V119H154L156 121L159 120L156 117L155 110H153L152 106H151V109L149 110ZM89 115L91 116V114H89ZM93 115H94V113H93ZM128 115H126V116H128ZM134 115L135 114H133L132 118L134 117ZM193 115H195V114L193 113ZM35 116L38 118V120H36L37 118L35 119ZM115 117H116V115H115ZM85 118H87V117L85 116ZM85 118H83V119H85ZM134 118H135V122H142V121L146 122V121L150 120L149 118L144 119L141 116H136ZM83 119H82V121L85 122V120H83ZM119 119L124 120V114L123 113L120 115ZM129 119H131V117H129ZM224 119H227V121L225 122ZM178 120H180L179 124H177ZM87 121H89V120H87ZM228 121H230V122H228ZM241 121H245V123L243 124ZM159 122L161 123V121H159ZM240 122L242 123L241 124L242 126L240 125ZM247 122H249V123L247 124ZM82 124H84V123H82ZM117 124H119V123H117ZM121 124L123 125V123H121ZM129 124H131V123H129ZM246 124H247V126L245 127ZM105 125H106V123H105ZM116 125H115V128H116ZM124 125H126V124H124ZM143 125H145V124H143ZM146 125H147V123H146ZM156 125H158V124H156ZM110 126L113 128L112 125H110ZM131 126H132V124H131ZM220 126H222L221 132H220ZM99 127L97 130H99ZM236 127L239 128L238 130H236L237 132H235ZM119 128H123V127H119ZM119 128H116V130ZM106 129H107V127H106ZM160 129H161V131H160ZM30 130H32V129H30ZM100 131H98V132L100 133ZM88 132H90V131H88ZM107 133L108 132H106V134ZM128 133H129V131H128ZM158 133H160V135ZM38 134H40V136H42V134H44V133H43V131L40 130ZM134 134H135V132H134ZM224 134H226L227 136ZM94 135H96V134H94ZM252 136H254L256 138V140ZM129 138H131V135H129ZM204 138H206V141ZM231 141L232 142L236 141L237 143H236V145H234L232 147H230L228 145L230 147L229 148L227 146V144H225V143H228V142L231 143ZM129 146L130 145H128V147ZM89 147L93 148V151L98 150V156H96L95 162L92 163V166L90 167L89 172H87L88 174H86L85 176H82V177L80 176L81 179L84 177L82 181L80 179V181L83 184L82 186L84 189H80L82 187H80V186L77 187L78 181H79L77 178L79 177V175H81L84 172V171L82 172L81 170L84 169V170L88 171V169H86L88 167H86L87 165L85 164L86 162L84 161V158H86V155L89 154V152H91V151H89L90 149H88V151L86 152L85 155L82 152H85L87 150V148H89ZM213 147H216V150L218 147H219L218 149L222 148V150H224L223 147H228L229 149H227V150L225 149L222 152L223 155L218 154V155H215V158H214L210 154V157L208 159H205L206 152L207 151L211 152ZM141 148L142 149L144 148V152L141 150ZM133 149H135V150H133ZM159 151H160V153H159ZM80 153H82L83 156L81 155V157L78 158ZM161 153H163V154H161ZM236 154H238V156ZM121 155L123 156V151H122ZM235 156H237V157H235ZM222 157H224V160L230 159L229 161H227L229 163L228 165L226 164L227 162L224 164V162L221 161ZM126 158L124 157L125 161H126ZM213 158H214V162H211ZM242 159H244L242 163H244V161H245V163L241 166L244 167V165H245V167L248 169L247 171H244V172L238 170L240 168L239 165H240ZM113 160L117 161L118 167L121 168V171H118L119 168L115 164L117 167L116 173L114 170L115 176H117V177L120 176V180L123 177L127 176L126 177L127 181H121V182L119 181L120 183L115 182L116 184L113 183L114 185H112V189H111V193H110L112 195V199H110L111 201L109 202V206L107 207L108 211L110 212V214L112 216L115 217L116 220H125V221H123L121 223H118V222L115 223L110 229V228H107L103 225V219L105 218V215L98 217V218H101V220H102V222L100 224V222H99L100 219H99V221H97V219H96L97 217H95L94 214H93L94 215L93 216L91 213L88 212L90 208L87 209L88 205L86 203L89 204V202L87 200H89L91 202V201H93L92 199H94V200L97 199V202H98V199H100L101 197H104V195H106L105 192H106V189H108L107 185H109V184H107V180L113 179L112 173H109L111 169L109 171H107V166L112 164ZM22 161L24 162V160H22ZM90 163H91V161H90ZM25 164L26 163H23L20 166L21 167L25 166ZM27 165L28 166L30 165L29 162ZM96 165L100 166V170H97L98 169V167H97V169L95 171H93V167H96ZM110 167H112V165H110ZM116 167H114V168H116ZM197 167H200L198 170V173L200 172V170H206L205 174L208 177L206 179L199 180V184L201 187V191H200L199 195L196 196L195 191L193 189H192L193 190L192 195H191V192L188 193V191H187L188 194H186L185 191L187 189H189L190 187H193L192 185H194V189H195V179H196V175H197V173H196ZM226 167L227 168L229 167V169H227ZM29 168H31V167L29 166ZM240 169H242V168H240ZM191 171L195 172V174H194L195 179L194 180L191 177V174H190ZM49 172H50V170H49ZM80 172H82V173H80ZM26 175H28V174H26ZM253 176L256 178V182H254L255 178H253L254 179V181H253L254 187L252 188L251 187L252 185H251L250 188H248V187L245 188L243 186V183H246L247 181H245V180L249 179ZM25 178H27V177H25L21 174L18 177L19 189L17 190V192L19 195H21V197H28L32 192L38 190V188L36 190L37 186H34L33 188L31 187V189H30V186H29V184H27L28 182L26 183ZM89 181H91L93 184H91ZM110 182H111V180H110ZM249 184H252V183L250 182ZM20 186H24V190L22 189L23 191L21 190ZM71 187H73V190ZM161 188H162V191L161 190L159 191V189H161ZM179 188H182V189H179ZM177 189H178V191H176ZM189 191H190V189H189ZM43 193L44 192H42V194ZM65 194H67V195H65ZM45 195L46 194L43 195L42 199L45 198ZM55 195H57V193ZM228 195H229V199L232 200L230 206L227 205L228 200H226ZM51 196H53V195H51ZM177 196H179L178 199L181 200V202H182L181 205H178L174 199ZM247 196L249 197V202H250V206H249V213L250 214L249 215H250L251 221L249 223V228L246 226L247 227L246 231L242 232V231H240L239 228L242 225V221H241L242 215H244L245 213L243 214V212H241L239 210L243 209L244 202H246V200H248ZM37 199L39 200L38 197H36V199H34V200H37ZM47 202H49L50 204H46ZM189 202H190V204H188ZM34 203L37 204V202H35V201H34ZM81 204L86 207L85 211H83V212L81 210V207H83V206H81ZM176 204H177V206H176ZM39 205H41V203H39ZM220 206H224L226 208L228 207L229 212L226 211L227 213H224V214L221 213L220 214L219 210H218V208ZM105 207H106V205L105 206L101 205L99 212H101L102 208H105ZM44 212H46V211H44ZM72 212L78 213V216H77L78 218L72 220L70 217V215H72L71 214ZM99 212H98V215H99ZM101 215H103V214L101 213ZM225 215H226L225 221L222 224H218V222H217L218 217L219 216H225ZM39 216L38 217L36 216V219L40 225V226L39 225L38 226L41 228L44 221L41 220ZM107 217H108V215H107ZM191 219H192V221H191ZM230 220H232V223H235V226L237 228H235V227L233 228L230 225ZM109 221L111 222L112 220L109 218ZM188 222H190V223L193 222L195 225L203 224L204 226L209 227L210 230H206V228L204 227L205 231L199 230L196 233V228L194 227L195 228V229L193 228L194 232L190 231V230L187 231L185 227H187L189 225V224L187 225ZM99 224H100V226L98 227ZM164 224H166V223H164ZM183 227L185 228V230L183 229ZM248 231H251L250 237H247V235H246V232H248ZM258 231H259V233L257 235ZM230 233H234L233 234V240L230 237V235H231ZM224 234L222 236H225ZM61 236L62 237L66 236L67 241H61L59 238ZM139 236H140V234H139ZM142 236H143V234H142ZM190 237L195 238V240H193V238H190ZM188 238H190V239H188ZM249 238H251V240H252L251 243L253 244V248H249V250H248L244 247V245L246 243H248ZM112 240H113V238H112ZM118 240L120 241L121 239H118ZM75 241H76V243L73 244L72 242H75ZM0 243L5 244V241L0 239ZM63 243H65V244H63ZM123 243L121 242V244H120V242H119V245H122L120 247L124 246ZM223 243H222V246H223ZM153 244H154V241H151V242L145 243V246H149V245L152 246ZM256 244H258L257 245L258 248L254 247V245H256ZM119 245L116 246L117 248L115 247L116 249L113 246V248L116 250V253L118 251L117 249L119 248ZM134 245H135V243H134ZM228 246H230V248H228ZM73 247H72V249H73ZM100 249H102V248H100ZM111 250L114 251L112 248H111ZM173 252L175 253V255H177V251H173ZM255 252H261V255L258 256ZM118 253H119V251H118ZM97 254H99V252ZM127 254H129V252ZM141 255H143V254L141 253ZM120 256H121V254H120ZM105 257H106V259H105ZM138 257H140L139 254H138ZM126 258L127 257L123 256L124 260ZM120 259H121V257L119 258V256L117 254H112V258L110 259V261H112L111 264H124L123 263L124 261L122 262ZM127 260H128V258H127ZM166 260L167 259H158L157 260V257L155 258V262L157 264H165ZM40 261L41 260H39V262ZM149 261H151V263L154 264L153 257H151V260H149ZM7 262H8V260L6 261V263ZM133 263L135 264L136 262H133ZM36 264H38V263H36ZM129 264H131V263H129ZM136 264H139V263H136ZM221 264H224V263H221Z\"/></svg>","mask_w":264,"mask_h":264}]
</instances>
